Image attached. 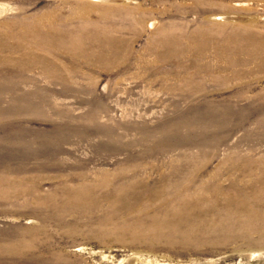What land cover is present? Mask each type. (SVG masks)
<instances>
[{"label": "rangeland", "instance_id": "374dc122", "mask_svg": "<svg viewBox=\"0 0 264 264\" xmlns=\"http://www.w3.org/2000/svg\"><path fill=\"white\" fill-rule=\"evenodd\" d=\"M0 264H264V0H0Z\"/></svg>", "mask_w": 264, "mask_h": 264}]
</instances>
